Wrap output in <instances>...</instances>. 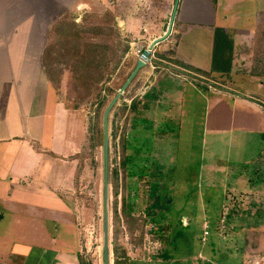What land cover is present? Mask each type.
I'll return each instance as SVG.
<instances>
[{
  "label": "crops",
  "instance_id": "0c3cea01",
  "mask_svg": "<svg viewBox=\"0 0 264 264\" xmlns=\"http://www.w3.org/2000/svg\"><path fill=\"white\" fill-rule=\"evenodd\" d=\"M128 1L137 8L154 0ZM171 1L158 3L165 7ZM65 14L55 9L52 16ZM139 14L116 18L121 32L136 42L127 53L130 71L168 23L165 10L151 21ZM41 16L44 25L0 22V264L85 259L73 193L88 112L70 107L49 77L51 20L45 9ZM19 27L27 33L22 39ZM163 42L158 48L163 56L146 64L125 92V107L153 129L168 130L167 136L201 104L204 127L207 123L215 137L209 160L214 185L225 187L227 203L240 200L245 209H264V0H180ZM225 143L233 153L226 158L219 150ZM232 219L235 225L242 218ZM238 254L199 252L191 264H264L259 245Z\"/></svg>",
  "mask_w": 264,
  "mask_h": 264
},
{
  "label": "rangeland",
  "instance_id": "374dc122",
  "mask_svg": "<svg viewBox=\"0 0 264 264\" xmlns=\"http://www.w3.org/2000/svg\"><path fill=\"white\" fill-rule=\"evenodd\" d=\"M142 3L136 8V2L128 0H0V22L9 25L17 21L21 25L24 22L44 25L40 15L45 9L48 13L45 19L51 20L45 23L52 30L46 34L51 44L61 40L55 29L67 23H79L74 28L78 39L72 38L70 49L60 55L62 66L53 68L52 77L58 74L53 84L70 107L88 112L87 138L78 158L79 175L73 195L83 256L90 264H104L103 115L132 72L131 58H127L130 49L125 54L123 50L136 43L130 35L121 32L116 18L124 17L126 12L132 16L141 11L145 20L151 21L158 19L154 17L157 11L165 10L167 15L163 19L169 22L175 0L167 2L165 7L158 0ZM2 7L10 16L4 17ZM55 9L66 12L65 16L60 19L52 16ZM20 35L18 39L27 36L24 28ZM92 41L109 55L97 84L90 81V72L81 79L82 75L73 68L75 59L89 56L88 45ZM162 46L164 42L148 56L152 60L163 56L158 49ZM86 70L87 63L82 66V73ZM126 94L109 120V210L110 240L116 212L120 217L119 240L129 264H191L194 262L191 257L199 252H239L240 257L250 252L251 245H259L264 252V209H245L240 200L236 204L227 203L225 187L214 185V176L209 173L215 137L207 123L204 127L206 109L200 104L194 116L191 111L187 113L181 127L173 130L174 135L166 136L168 130H155L143 118H134L129 106L124 110ZM229 146L227 143L220 146L221 157L233 154ZM222 179L231 181V177ZM123 210L127 215L123 216ZM235 217L242 219L234 225ZM222 220L226 224L220 223Z\"/></svg>",
  "mask_w": 264,
  "mask_h": 264
},
{
  "label": "trees",
  "instance_id": "16d2710c",
  "mask_svg": "<svg viewBox=\"0 0 264 264\" xmlns=\"http://www.w3.org/2000/svg\"><path fill=\"white\" fill-rule=\"evenodd\" d=\"M64 26V28H62ZM63 26H60L57 30L55 29V32L57 34H60L61 40L58 42H55L54 44H51L49 46V49L47 51L46 55V62L45 67L47 69V72L49 74V77L53 81V78L57 77L58 74H54V77H52V74L55 73V69H53L56 66L61 65V57L64 55L67 51L70 49L72 44V38L78 39V32H74V28L79 26V23L72 22L67 23ZM62 28V29H61ZM88 45V44H87ZM97 44L95 42H91L89 46V56H83L81 59H75L73 63V68L76 74H81L83 79L85 77L84 73H89L91 76V82L93 83H100L102 79V73L104 70V65L108 63L109 61H106L105 59L109 57V55H105L103 51L101 50L100 46H96ZM129 47H125L123 50V54L128 52ZM97 51H100V54L97 53ZM61 55V57H60ZM106 56V57H105ZM97 59H102L103 62L96 61ZM60 64H59V63ZM87 63V70L82 73V66ZM94 69V70H93ZM95 71V72H94ZM101 73V74H100ZM101 75V76H100ZM133 108L131 107V110ZM126 110V107L125 109ZM116 175V172H115ZM110 178V175H109ZM123 216L127 215L126 211H122ZM112 223V231H111V260H113V264H129V258L127 256L126 250L121 245L119 237H120V217L116 214L114 215ZM81 264H90L86 259L80 260Z\"/></svg>",
  "mask_w": 264,
  "mask_h": 264
},
{
  "label": "water",
  "instance_id": "95a60500",
  "mask_svg": "<svg viewBox=\"0 0 264 264\" xmlns=\"http://www.w3.org/2000/svg\"><path fill=\"white\" fill-rule=\"evenodd\" d=\"M180 0H175L174 8L172 11L171 18L169 22L164 26V31L155 39L150 45L147 53H150L153 48L159 43L165 41L171 34L174 21L177 14V9ZM145 62L141 59L137 61L135 68L129 74L127 80L124 82L122 87L118 90L116 96L110 101L108 106L106 107L103 115V162H104V188H103V263L111 264V240H110V210H109V194H110V134H109V120L111 117V113L114 108L118 105L121 97L125 94L133 80L136 78L138 73L142 68L145 67Z\"/></svg>",
  "mask_w": 264,
  "mask_h": 264
},
{
  "label": "built area",
  "instance_id": "2783aa9c",
  "mask_svg": "<svg viewBox=\"0 0 264 264\" xmlns=\"http://www.w3.org/2000/svg\"><path fill=\"white\" fill-rule=\"evenodd\" d=\"M139 59H141L143 62H145V64H149L150 62H152V59L150 56H148V53L147 54L141 53L139 55ZM221 222L224 223L225 220L224 221L222 220ZM205 234H207V233H205Z\"/></svg>",
  "mask_w": 264,
  "mask_h": 264
}]
</instances>
